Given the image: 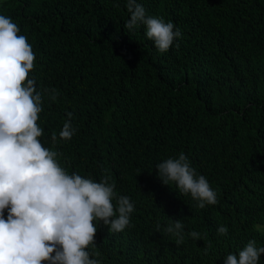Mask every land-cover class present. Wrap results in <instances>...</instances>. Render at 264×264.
Segmentation results:
<instances>
[{"label": "trees", "instance_id": "obj_1", "mask_svg": "<svg viewBox=\"0 0 264 264\" xmlns=\"http://www.w3.org/2000/svg\"><path fill=\"white\" fill-rule=\"evenodd\" d=\"M137 2L180 30L166 53L143 25L125 28L126 0H0V15L19 26L35 54L29 78L42 94V144L69 175L107 177L134 205L121 232L95 222L91 258L224 264L249 240L264 247V0ZM45 89L56 90L55 101ZM66 121L76 129L70 140L59 137ZM181 152L217 204L200 209L158 178L157 164ZM176 220L184 226L179 246L164 231ZM219 226L227 236L217 235Z\"/></svg>", "mask_w": 264, "mask_h": 264}, {"label": "clouds", "instance_id": "obj_2", "mask_svg": "<svg viewBox=\"0 0 264 264\" xmlns=\"http://www.w3.org/2000/svg\"><path fill=\"white\" fill-rule=\"evenodd\" d=\"M126 7L130 18L125 28L132 31L143 25L160 53L181 37L174 23L147 15L137 0H126ZM34 62L27 37L10 17L0 15V264H100L88 251L95 243V222L103 221L110 232H121L129 226L134 205L129 197L117 195L107 177L94 182L76 173L69 175L58 162V153L42 144L43 129L37 123L42 94L35 79L29 78ZM44 91L56 100L55 89ZM75 131L66 121L59 137L70 140ZM56 141L53 132V144ZM156 170L164 185L174 183L181 194H190L198 202V208L218 203L207 178L197 175L183 152L157 164ZM156 227L160 231V225ZM183 227L176 220L164 229L175 236L177 246L184 243ZM189 235L205 239L197 231ZM217 235L227 236L228 228L219 226ZM210 248L205 246V254ZM262 254L264 247L249 240L238 255L228 254L224 264H259Z\"/></svg>", "mask_w": 264, "mask_h": 264}]
</instances>
